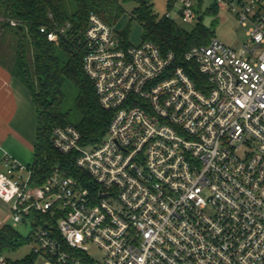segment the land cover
Masks as SVG:
<instances>
[{
  "label": "built area",
  "instance_id": "1",
  "mask_svg": "<svg viewBox=\"0 0 264 264\" xmlns=\"http://www.w3.org/2000/svg\"><path fill=\"white\" fill-rule=\"evenodd\" d=\"M216 2L237 14L249 40L238 51L216 38L190 48L184 57L198 82L174 66L173 52L152 41L126 46L114 26L89 16L79 40L83 67L113 117L92 147L71 125L51 135L56 150L74 155L86 185L58 167L34 184L30 164L7 151L0 158V198L12 204V220L40 216L28 237L33 257L264 264V0ZM171 8L187 25L196 20L194 0ZM71 27L40 31L57 43ZM90 244L100 261L89 256ZM8 253L0 250V264H26Z\"/></svg>",
  "mask_w": 264,
  "mask_h": 264
},
{
  "label": "trees",
  "instance_id": "2",
  "mask_svg": "<svg viewBox=\"0 0 264 264\" xmlns=\"http://www.w3.org/2000/svg\"><path fill=\"white\" fill-rule=\"evenodd\" d=\"M173 1L169 0L170 8ZM137 3L133 14L143 25V41L155 42L163 53L173 52L175 67H184L196 82L203 79L195 64L186 61L184 55L194 46L208 44L212 29L198 23L187 30L173 17L159 19L150 0ZM120 8L118 0H0V65L27 88L37 114L35 157L31 165L34 184L43 183L58 167L86 185L74 155L56 150L51 135L55 127L71 125L81 133L82 145L91 147L106 135L113 111L100 104L95 85L83 67L84 48L79 40L91 14L113 26ZM11 20L17 21L15 27L10 25ZM66 22H71L72 27L57 43L40 31L42 26L51 28ZM120 37L124 45H131L124 33ZM28 240L9 224L0 227L1 251H18ZM33 259L27 258L26 264H33Z\"/></svg>",
  "mask_w": 264,
  "mask_h": 264
},
{
  "label": "rangeland",
  "instance_id": "3",
  "mask_svg": "<svg viewBox=\"0 0 264 264\" xmlns=\"http://www.w3.org/2000/svg\"><path fill=\"white\" fill-rule=\"evenodd\" d=\"M150 1L153 3V12L159 19L164 18L167 13H170L171 15L174 13V9L169 6V0ZM118 2L121 7V13L113 25L116 35L118 34L120 36V34L124 33L129 43L137 46L142 43V35L144 32L142 23L137 20L133 14V10L138 4L137 0H118ZM235 3L237 5V1ZM194 4L197 14L196 20L192 24L187 25L173 14V19L178 25L187 30H191L198 23H201L203 26L212 29V39L216 38L217 40L222 41L235 51H238L244 44L248 43L249 37L247 35V27L241 24L237 14L233 12L230 7L221 8L218 6L216 0H194ZM4 47L5 46L2 48ZM27 57L29 63H31V54L28 53ZM15 79L19 82L18 77L15 76ZM23 89L27 91L25 93L28 95V98H30L28 90L24 87ZM34 110L36 111L35 105ZM11 205L12 204L4 202L0 198V224H9L20 235H22L23 238H28L35 230V224L37 221L36 217L32 215V217L28 218V220L23 223H15L11 218ZM89 248V256L96 261H100L103 257L102 251L92 244L89 245ZM8 254L13 260L22 262L27 258L33 257L32 244L26 242L18 249V251H10ZM33 258L35 264H44L42 258Z\"/></svg>",
  "mask_w": 264,
  "mask_h": 264
},
{
  "label": "crops",
  "instance_id": "4",
  "mask_svg": "<svg viewBox=\"0 0 264 264\" xmlns=\"http://www.w3.org/2000/svg\"><path fill=\"white\" fill-rule=\"evenodd\" d=\"M22 86L27 90L9 69L0 65V158L7 151L22 163L32 165L37 114L29 91L30 98Z\"/></svg>",
  "mask_w": 264,
  "mask_h": 264
}]
</instances>
